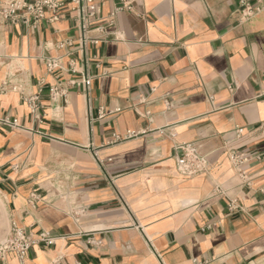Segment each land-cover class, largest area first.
Returning a JSON list of instances; mask_svg holds the SVG:
<instances>
[{"label": "crops", "instance_id": "crops-1", "mask_svg": "<svg viewBox=\"0 0 264 264\" xmlns=\"http://www.w3.org/2000/svg\"><path fill=\"white\" fill-rule=\"evenodd\" d=\"M242 1L261 9L251 21ZM111 14L85 59L59 47L79 37L69 5L37 30L0 22V241L12 224L68 236L24 264H264V0H106L97 24ZM59 82L66 103L50 99ZM184 144L208 174L178 172ZM231 150L248 155L250 186Z\"/></svg>", "mask_w": 264, "mask_h": 264}, {"label": "built area", "instance_id": "built-area-1", "mask_svg": "<svg viewBox=\"0 0 264 264\" xmlns=\"http://www.w3.org/2000/svg\"><path fill=\"white\" fill-rule=\"evenodd\" d=\"M106 0H3L0 1V22H9L12 24L22 23L33 30H37L43 22L56 23L61 19L62 11L69 5L73 12V20L76 23V29L79 37L76 41H67L59 45L62 49L66 46H76L78 52L85 59L87 50L91 46H97L106 40L110 34V29L114 27L115 14H111L109 21L106 24H97L101 20V14L105 6ZM124 9H130L125 3ZM261 9L251 5L245 1L240 3V8L237 11L241 22L251 21ZM86 61V60H85ZM60 66V59H48L46 67L49 73L54 72ZM75 72V70H73ZM91 79L86 75L83 77L81 85L88 92L91 86ZM71 87L77 86L74 81H70ZM51 101L57 102L63 100L67 102L68 92L62 87V83L52 86L49 90ZM41 91L32 94L26 98V103L31 111L34 119L41 120L44 116L42 111L44 106L40 101ZM13 128H18L16 121H5ZM237 137L242 134V129H237ZM134 134L129 132L128 137ZM116 141H120L119 136H115ZM176 152H181L182 155L177 157V170L187 178H194L201 175H206L210 172L211 166L207 157L201 155L198 149L193 144H184L175 148ZM228 160L235 168L238 176L242 180V184L250 186L251 182L248 178L245 167L249 163V157L246 153L240 151L227 152ZM217 195H224L220 187L216 188ZM39 201V197L32 195L31 202ZM241 208L238 202L230 200L228 211L235 213ZM83 211L75 213L76 219L81 216ZM211 229V227H207ZM68 236H56L48 232H41L35 235L31 231L18 227L12 224L9 235L0 241V259H5L7 255L14 254L19 264H24L30 250L39 245L45 244L52 246L59 240L67 239ZM54 264H62L61 259L55 261ZM80 264V263H77Z\"/></svg>", "mask_w": 264, "mask_h": 264}]
</instances>
